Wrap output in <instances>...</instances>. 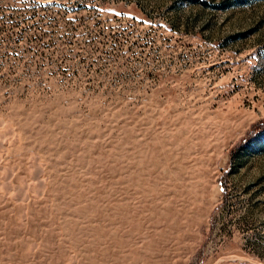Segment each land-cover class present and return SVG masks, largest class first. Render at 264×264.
Instances as JSON below:
<instances>
[{"label":"rangeland","instance_id":"1","mask_svg":"<svg viewBox=\"0 0 264 264\" xmlns=\"http://www.w3.org/2000/svg\"><path fill=\"white\" fill-rule=\"evenodd\" d=\"M263 128L264 0H0V264H264Z\"/></svg>","mask_w":264,"mask_h":264},{"label":"trees","instance_id":"2","mask_svg":"<svg viewBox=\"0 0 264 264\" xmlns=\"http://www.w3.org/2000/svg\"><path fill=\"white\" fill-rule=\"evenodd\" d=\"M260 131H264V128H263V130H260ZM247 143V142H246ZM242 147H244V146H242Z\"/></svg>","mask_w":264,"mask_h":264}]
</instances>
